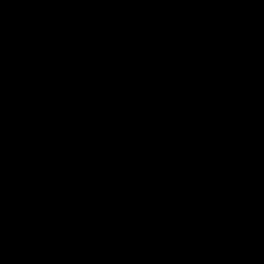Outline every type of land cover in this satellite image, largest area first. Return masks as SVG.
Returning a JSON list of instances; mask_svg holds the SVG:
<instances>
[{
	"label": "water",
	"instance_id": "obj_1",
	"mask_svg": "<svg viewBox=\"0 0 264 264\" xmlns=\"http://www.w3.org/2000/svg\"><path fill=\"white\" fill-rule=\"evenodd\" d=\"M63 264H264V0H92Z\"/></svg>",
	"mask_w": 264,
	"mask_h": 264
}]
</instances>
